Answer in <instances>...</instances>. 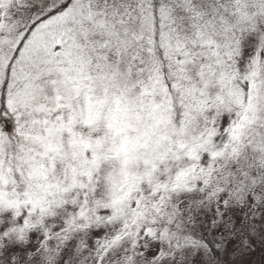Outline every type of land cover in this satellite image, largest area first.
I'll list each match as a JSON object with an SVG mask.
<instances>
[{
    "label": "snow or ice",
    "instance_id": "1",
    "mask_svg": "<svg viewBox=\"0 0 264 264\" xmlns=\"http://www.w3.org/2000/svg\"><path fill=\"white\" fill-rule=\"evenodd\" d=\"M0 264H264V0H0Z\"/></svg>",
    "mask_w": 264,
    "mask_h": 264
},
{
    "label": "rangeland",
    "instance_id": "2",
    "mask_svg": "<svg viewBox=\"0 0 264 264\" xmlns=\"http://www.w3.org/2000/svg\"><path fill=\"white\" fill-rule=\"evenodd\" d=\"M258 258V257H257Z\"/></svg>",
    "mask_w": 264,
    "mask_h": 264
}]
</instances>
